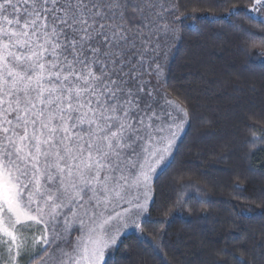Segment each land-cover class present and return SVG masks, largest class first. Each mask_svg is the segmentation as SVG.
Listing matches in <instances>:
<instances>
[{
    "label": "snow or ice",
    "instance_id": "snow-or-ice-1",
    "mask_svg": "<svg viewBox=\"0 0 264 264\" xmlns=\"http://www.w3.org/2000/svg\"><path fill=\"white\" fill-rule=\"evenodd\" d=\"M170 15L167 0H0V264H117L143 235L186 135L162 79Z\"/></svg>",
    "mask_w": 264,
    "mask_h": 264
},
{
    "label": "trees",
    "instance_id": "trees-1",
    "mask_svg": "<svg viewBox=\"0 0 264 264\" xmlns=\"http://www.w3.org/2000/svg\"><path fill=\"white\" fill-rule=\"evenodd\" d=\"M167 6L175 36L162 79L189 122L154 178L143 235L123 238L117 264H264V12L250 0Z\"/></svg>",
    "mask_w": 264,
    "mask_h": 264
},
{
    "label": "rangeland",
    "instance_id": "rangeland-1",
    "mask_svg": "<svg viewBox=\"0 0 264 264\" xmlns=\"http://www.w3.org/2000/svg\"><path fill=\"white\" fill-rule=\"evenodd\" d=\"M254 14H257V12H253ZM172 49H173V39H170L168 42H167V46H166V56H165V59H164V63H165V65H167V62H168V60H169V58H170V56H171V52H172ZM164 72H165V70H164ZM188 116H187V119H186V121H185V129H187V127H188ZM153 195V194H152ZM132 233H136V232H133V231H131V230H129L123 237H122V239H121V241L123 240V238L125 237V236H127V235H129V234H132ZM121 243V242H120ZM38 264V263H37Z\"/></svg>",
    "mask_w": 264,
    "mask_h": 264
}]
</instances>
